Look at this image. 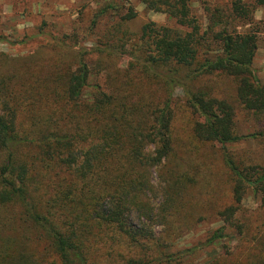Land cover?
I'll use <instances>...</instances> for the list:
<instances>
[{
    "label": "trees",
    "instance_id": "trees-1",
    "mask_svg": "<svg viewBox=\"0 0 264 264\" xmlns=\"http://www.w3.org/2000/svg\"><path fill=\"white\" fill-rule=\"evenodd\" d=\"M138 1L177 26L148 23L134 41L121 24L137 14L120 11L109 41L125 53L131 46L129 72L143 78L142 87L91 86L82 52L76 70L57 64L35 85L26 79L40 76L39 66L0 55V264H185L161 255L164 239L153 225L167 224L169 233L168 213L187 207L198 187L205 190L195 208L214 210L241 236V248L251 243L245 255L211 264H264V166L241 169L224 152L259 139L237 134L239 113L264 134V88L253 69L262 32L254 14L264 0L207 7V30L192 0ZM177 90L184 97L175 101ZM178 112L191 120L186 146ZM248 192L260 197V208L241 221ZM223 238L222 228L209 244Z\"/></svg>",
    "mask_w": 264,
    "mask_h": 264
},
{
    "label": "rangeland",
    "instance_id": "rangeland-1",
    "mask_svg": "<svg viewBox=\"0 0 264 264\" xmlns=\"http://www.w3.org/2000/svg\"><path fill=\"white\" fill-rule=\"evenodd\" d=\"M233 1L192 0V10L203 30H207L211 27V21L205 9L207 7L226 9ZM245 1L251 3L255 0ZM130 8L137 14V18L121 24L120 11L126 13ZM106 9V15L98 18L99 14ZM254 21L261 27L262 32L259 35L258 52L253 69L264 88V6L255 12ZM148 23L177 27L166 14L149 11L138 0H0V55L9 56L19 64L39 66L41 77L35 75L32 79H26L31 80L35 85H42L45 82L46 72L53 66L59 64L66 69L76 70L80 59L83 58L91 71L89 78L91 86L99 85L105 91L111 87L117 89L130 83H134V87H142L144 86L141 81L143 78H139L137 73L129 72L131 58L128 54L131 53V46H127V53L123 52V49L114 48L115 44L109 41V32L121 24L123 30L129 33V37L137 41L143 27ZM108 43L111 46H108ZM109 47L112 51H109ZM218 51L219 48L215 46L213 54ZM81 52L84 55L80 58ZM36 58L41 64L35 62L28 64ZM30 71L38 72V68L34 67ZM128 75L130 77L126 78ZM134 87L131 88L135 90ZM94 93L95 90L92 88L86 90L84 100L92 101ZM183 97L182 90L175 92V101ZM182 114L177 113L176 127L179 140L186 146L189 142L187 139L189 128L186 125L191 120L189 116ZM237 119L236 131L239 136L256 135L259 139L246 138L238 144L224 147V152L241 169L250 165L264 166L262 126L244 113H239ZM217 149L219 154L220 151L223 153L221 145H218ZM153 180L157 183L156 175L153 176ZM225 189L227 193L230 191L228 186ZM204 190L203 187L195 188L191 192L187 207H177V210L168 213L170 220L168 223L172 225L169 233L166 232L167 224H157L156 221L153 225L157 238L164 239L157 243V249L161 255L166 257L173 255L179 260H184L185 264H211L221 261L229 253L236 258L243 256L251 248L250 242L241 248V236L235 229L226 225L214 210L211 208L207 210L201 203L195 208V202L197 199L201 201V193ZM228 202L227 196L226 203ZM259 208L260 197L248 192L238 218L246 221L253 217L254 220ZM132 223L136 227L141 225L138 215L132 217ZM222 228L224 238L209 244L214 234ZM189 250L194 251L192 254L185 255V252Z\"/></svg>",
    "mask_w": 264,
    "mask_h": 264
}]
</instances>
